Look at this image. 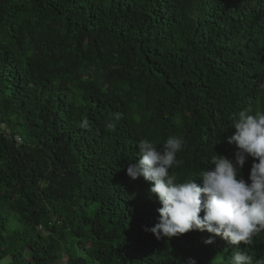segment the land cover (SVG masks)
Segmentation results:
<instances>
[{
    "label": "trees",
    "instance_id": "1",
    "mask_svg": "<svg viewBox=\"0 0 264 264\" xmlns=\"http://www.w3.org/2000/svg\"><path fill=\"white\" fill-rule=\"evenodd\" d=\"M262 85L264 0H0V261L228 264L206 231H145L161 204L127 167L179 136L170 174L200 183ZM239 247L264 258V230Z\"/></svg>",
    "mask_w": 264,
    "mask_h": 264
},
{
    "label": "clouds",
    "instance_id": "2",
    "mask_svg": "<svg viewBox=\"0 0 264 264\" xmlns=\"http://www.w3.org/2000/svg\"><path fill=\"white\" fill-rule=\"evenodd\" d=\"M232 127L236 131L226 142L236 146L234 159L211 157L213 167L201 171L200 183L195 179L177 182L176 175L170 174L181 163L177 153L184 140L179 136L168 137L160 149L148 139L140 140L138 162L128 165L127 175L148 182L151 197L161 204L158 222L145 229L157 240L206 231L211 234L206 245L220 237L233 248L228 264H264V258L254 259L239 247L264 230V111L250 115L242 110ZM249 157L253 163L246 181L240 170ZM214 260L223 264L224 258L218 255ZM187 264L196 262L189 258Z\"/></svg>",
    "mask_w": 264,
    "mask_h": 264
},
{
    "label": "built area",
    "instance_id": "3",
    "mask_svg": "<svg viewBox=\"0 0 264 264\" xmlns=\"http://www.w3.org/2000/svg\"><path fill=\"white\" fill-rule=\"evenodd\" d=\"M0 127H1V129H4L3 131L5 132V127H4V125L2 124ZM16 141L19 142V138L16 137Z\"/></svg>",
    "mask_w": 264,
    "mask_h": 264
},
{
    "label": "rangeland",
    "instance_id": "4",
    "mask_svg": "<svg viewBox=\"0 0 264 264\" xmlns=\"http://www.w3.org/2000/svg\"><path fill=\"white\" fill-rule=\"evenodd\" d=\"M65 261H66V259H63V260H62V262H65Z\"/></svg>",
    "mask_w": 264,
    "mask_h": 264
}]
</instances>
